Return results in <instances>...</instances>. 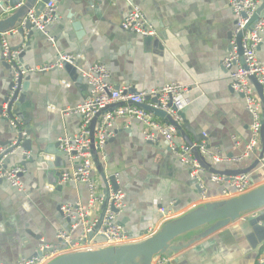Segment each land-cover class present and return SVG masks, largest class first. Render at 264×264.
Here are the masks:
<instances>
[{
    "label": "crops",
    "instance_id": "1",
    "mask_svg": "<svg viewBox=\"0 0 264 264\" xmlns=\"http://www.w3.org/2000/svg\"><path fill=\"white\" fill-rule=\"evenodd\" d=\"M53 1L59 21L48 33L54 43L37 30L25 42L16 32L8 37L12 49L19 55L25 52L24 67L54 63L63 54L73 55L75 61L67 68L31 74L29 88L22 91V123L31 132L32 150L21 177L23 190L14 189L7 181L0 185L3 264L33 257L43 242L57 244L56 231L69 226L60 208L88 202L86 186L61 183V175L73 165L57 145L62 137L80 130V116L65 113L90 96L83 72L92 64H105L116 88L131 86L139 93L172 82L191 87L183 98L186 120L195 133L206 134L209 148L221 150L228 158L242 157L251 139L252 117L244 97L232 90L229 71L222 65L231 51L237 26L228 0ZM132 7L145 14L159 32L158 38H144L122 29L121 23ZM15 9H7L5 15ZM2 55L0 43V147L14 140L12 126L1 113L10 82ZM258 56L264 62V43ZM113 133L106 145L103 172L119 174L126 202L121 221L132 243L147 239L150 229L156 234L166 222L180 219L207 202L225 199L224 186L213 183L212 173L207 171L203 177L208 200L203 201L188 169L164 142H146L138 121L128 124L119 119ZM233 136L239 137L242 146H235ZM180 139L183 141L181 135ZM262 147L261 142L249 158L238 163H220L212 168L222 173L246 171L254 189H260L264 187V168L256 162ZM23 157L20 151L6 164L21 165ZM95 177L102 181L100 172ZM161 208L170 212V220L163 217ZM263 243L248 218L243 217L221 227L210 224L184 234L174 242L179 248L170 257L172 264H257Z\"/></svg>",
    "mask_w": 264,
    "mask_h": 264
},
{
    "label": "built area",
    "instance_id": "2",
    "mask_svg": "<svg viewBox=\"0 0 264 264\" xmlns=\"http://www.w3.org/2000/svg\"><path fill=\"white\" fill-rule=\"evenodd\" d=\"M25 2L26 0H20L18 7L24 5ZM261 3L262 0H228L231 10L237 17V26L231 41V51L222 65L229 71L232 90L243 95L245 108L252 117L251 139L246 144L242 157L228 158L224 156L221 150L209 148L206 141L190 146L180 141L179 130L176 126L166 124L153 113L142 108V105L146 104L154 109H159L172 117L175 122L181 124L182 120L177 114L184 109L183 98L191 91V87L172 82L139 93H135L131 86L117 89L110 82L111 72L109 68L101 62H96L83 72L84 80L90 89V96L65 113L66 116L72 114L80 116V130L72 136L66 135L59 140L62 152L73 165L70 171L63 172L61 183L86 186L89 192L88 202L86 204L79 202L74 205H63L60 210L69 226L67 229L56 231L58 243L43 242L33 257L23 258L12 264H50L69 253L119 247L132 243L131 237L121 221L126 202L125 192L119 185V174L107 175L106 183L97 180L95 177L98 173L94 160L95 153L101 163L107 159L106 145L114 136V127L119 119L126 120L128 124L138 121L143 127V137L146 142L153 144L164 142L177 161L188 169L190 177L197 181L203 201L208 200V188L203 177L207 171L202 167L200 160L196 158V150L199 152L201 161L210 167L220 163H238L249 158L256 151L262 142L264 106L251 78H256L260 85H264V62L258 56V49L264 43V17L259 19L252 28L248 29L247 25L256 14ZM57 9V4L51 0L46 4L41 15H37L35 9L30 10L22 27L30 22L32 30L43 33L54 43V39L49 36L48 30L51 25L59 21ZM121 27L126 32L144 38H158L159 36L154 25L137 7L131 8L122 21ZM240 33H243V59L239 54L238 46ZM10 35V33L1 34L3 60L9 63L13 62L20 54L18 51H12L8 40ZM74 61L73 55L63 54L54 63L33 68H25L19 65V68L14 71L15 86L13 92L17 89L20 74L26 76L33 73H46L55 69H62L65 64H73ZM154 99H158V104L153 102ZM11 112V110L9 111V104L4 103L2 115L17 131V127H24L23 121L18 117L12 119ZM99 113L101 116L96 124L94 134H92L91 124ZM203 136L206 138V134ZM23 137H26V133H23ZM232 140L236 147L242 146V141L238 136H233ZM16 143L15 141L10 147H0L1 167L6 165L10 156L20 152V146L10 152ZM261 153L262 158H259V163L264 168V151ZM22 154H24L25 159L31 157L29 152ZM25 173V166L8 167L0 171V179L7 181L14 189L22 191L21 177ZM211 181L224 186L223 197L225 199L239 197L254 189L253 180L248 174L224 176L212 173ZM159 211L166 220L171 219L170 212L163 208ZM257 214L258 212L254 213V215ZM154 234L153 228L149 230L147 236L150 237ZM152 264H172V257L159 256L154 259ZM257 264H264V243Z\"/></svg>",
    "mask_w": 264,
    "mask_h": 264
},
{
    "label": "water",
    "instance_id": "3",
    "mask_svg": "<svg viewBox=\"0 0 264 264\" xmlns=\"http://www.w3.org/2000/svg\"><path fill=\"white\" fill-rule=\"evenodd\" d=\"M50 1L51 0H26L24 5L18 7L20 4V0H0V43L1 34H13L14 31H16V33H18L23 38L24 42L30 40L34 34V30L31 29L32 26L30 22H27L25 27H22L26 15L32 9H35L37 15H41V13L45 9L46 4ZM16 7L18 8L15 9ZM7 9L15 10L13 13H8L7 15H5ZM243 16L246 17V15ZM262 17H264V0H262V3L258 8L256 14L250 19L247 28H252L253 25ZM242 38L243 33H240L238 36V46L239 54L243 59ZM29 45L30 44L27 42V46ZM12 51L15 50L12 49ZM24 56L25 52H22L21 55H18L13 62H5V66L9 72L10 82L9 91L4 100V103L9 104V111H12V119H14V117H18L21 120L24 119L20 110L22 104L24 103V95L22 94V91L26 92L29 88L31 75L24 76L23 74H20L17 82V89L15 92H13V88L15 86L14 71L15 69L19 68V65L23 64ZM69 66H71V64H65L64 67L67 68ZM251 81L264 106V85H260L257 79L254 77L251 78ZM117 89H120V87H117ZM153 102L158 104V99H154ZM14 107L15 109H12ZM142 108L148 112L153 113L156 117L163 120L166 124L176 126L183 141L188 145L193 146L194 144H198L206 140L202 134H197L191 129L183 111H179L177 114L182 120V123L178 124L172 117L159 109H154L146 104L142 105ZM174 110L176 111V109ZM2 111L3 107L1 109V113ZM100 116L101 113H99L92 121V134H94L95 127ZM11 131L14 134V140L8 142L5 147L12 146V144L16 141V145L10 149V152L15 150L19 146L22 153L30 152L32 150V141L29 139L31 132L27 129H24V127H17V131L19 133L13 127H11ZM185 131L193 135V139L190 138ZM23 133H26L25 138L23 137ZM261 136L263 145L262 151H264V126L261 132ZM57 146L58 148H60V144H58ZM63 155L65 154L63 153ZM195 155L196 158L200 160L202 167L206 171H210L213 174L224 176L246 174V171H233L230 173H222L216 171L204 161H201L199 152L197 150L195 151ZM259 158H262V153L260 154ZM94 160L97 172H100L102 181L106 183L107 175L103 172V164L100 162L96 153ZM26 164L27 160L25 159V157H23L21 165L26 166ZM257 164H259V161L256 162V166ZM8 165L9 164H6L2 167L0 166V171L7 169L9 167ZM3 182L4 180L0 179V185ZM194 183L198 186L196 180H194ZM257 211L258 214L254 215V213H256ZM243 217L248 218V222L252 227V230L257 235L258 239L261 242H264V187L260 189H253L249 193H246L239 197L224 199L223 201L219 202H207L195 211L185 215L180 219H176L173 221L170 220L166 222L165 225L156 234L148 237L141 242L122 245L119 247H106L69 253L63 255L62 257H59L50 264H152L155 258L159 256L170 257L174 253V251H177L179 247H177L174 242L184 234L208 226L210 224L216 225V228L221 227L222 225L237 221Z\"/></svg>",
    "mask_w": 264,
    "mask_h": 264
}]
</instances>
